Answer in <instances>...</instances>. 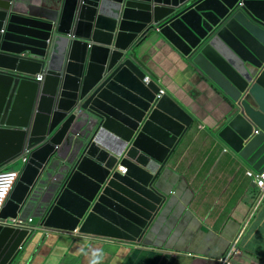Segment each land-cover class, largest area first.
Wrapping results in <instances>:
<instances>
[{
	"label": "water",
	"instance_id": "95a60500",
	"mask_svg": "<svg viewBox=\"0 0 264 264\" xmlns=\"http://www.w3.org/2000/svg\"><path fill=\"white\" fill-rule=\"evenodd\" d=\"M149 44L220 95L215 138L264 172V0H0V171L28 159L0 213V264L30 257L40 227L143 241L194 122L157 98Z\"/></svg>",
	"mask_w": 264,
	"mask_h": 264
},
{
	"label": "crops",
	"instance_id": "0c3cea01",
	"mask_svg": "<svg viewBox=\"0 0 264 264\" xmlns=\"http://www.w3.org/2000/svg\"><path fill=\"white\" fill-rule=\"evenodd\" d=\"M145 57L149 77L194 118L157 179L167 196L157 219L141 243L40 227L22 264H222L238 239L239 264H264V203L255 208L259 192L247 175L253 169L212 131L223 99L166 45H147Z\"/></svg>",
	"mask_w": 264,
	"mask_h": 264
},
{
	"label": "built area",
	"instance_id": "2783aa9c",
	"mask_svg": "<svg viewBox=\"0 0 264 264\" xmlns=\"http://www.w3.org/2000/svg\"><path fill=\"white\" fill-rule=\"evenodd\" d=\"M39 81L44 80L43 75H39L38 77ZM146 82H149V78L145 79ZM165 94L164 90H161L160 93L157 95V98H161ZM28 159L24 156L22 157V163L23 165L26 164ZM22 165V166H23ZM22 172V167L21 168H13L11 169H6V170H1L0 171V213L3 210V208L6 206L8 200L10 199V196L12 194V191L14 190L16 184L18 183L20 176ZM247 175L250 179H252L253 183L255 184L256 189L259 192V198H258V204L255 208H259V206L264 203V172L263 173H258L255 172L254 170H249L247 172ZM256 211V210H255ZM3 223H10L8 221H2ZM14 225L21 226L22 223L19 221H13ZM73 234H76L77 236H80V232L75 231ZM240 238V237H239ZM238 241L234 242L233 246L231 247L229 253L221 259L222 264H231V257L238 253V248H237V243Z\"/></svg>",
	"mask_w": 264,
	"mask_h": 264
},
{
	"label": "rangeland",
	"instance_id": "374dc122",
	"mask_svg": "<svg viewBox=\"0 0 264 264\" xmlns=\"http://www.w3.org/2000/svg\"><path fill=\"white\" fill-rule=\"evenodd\" d=\"M15 168H21L22 167V165H23V163H22V158H20V159H18V160H16V162H14L13 164H12ZM2 170H4V169H2ZM64 234H63V236H61V237H63L64 238ZM45 238H46V236H45ZM48 239V238H47ZM92 254H95V252H93ZM92 254H91V259H92Z\"/></svg>",
	"mask_w": 264,
	"mask_h": 264
},
{
	"label": "clouds",
	"instance_id": "9594fccd",
	"mask_svg": "<svg viewBox=\"0 0 264 264\" xmlns=\"http://www.w3.org/2000/svg\"><path fill=\"white\" fill-rule=\"evenodd\" d=\"M146 78H148V77H146ZM145 78V79H146ZM144 82H146L145 80H144ZM149 82H150V78H149ZM149 82H146V83H149ZM163 90V89H162ZM256 172V171H255ZM238 248V247H237ZM241 251H240V249L238 248V253H236V254H234L232 257H231V264H233V259L235 258V257H237L238 255H239V253H240Z\"/></svg>",
	"mask_w": 264,
	"mask_h": 264
},
{
	"label": "trees",
	"instance_id": "16d2710c",
	"mask_svg": "<svg viewBox=\"0 0 264 264\" xmlns=\"http://www.w3.org/2000/svg\"><path fill=\"white\" fill-rule=\"evenodd\" d=\"M237 258H238V256L233 259V264H239V261Z\"/></svg>",
	"mask_w": 264,
	"mask_h": 264
}]
</instances>
